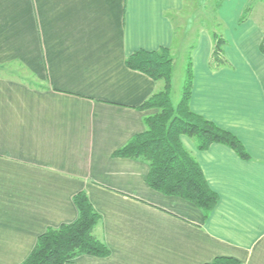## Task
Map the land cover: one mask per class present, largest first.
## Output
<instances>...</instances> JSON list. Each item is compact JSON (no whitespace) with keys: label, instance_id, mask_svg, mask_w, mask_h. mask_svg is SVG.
<instances>
[{"label":"crops","instance_id":"crops-1","mask_svg":"<svg viewBox=\"0 0 264 264\" xmlns=\"http://www.w3.org/2000/svg\"><path fill=\"white\" fill-rule=\"evenodd\" d=\"M185 1L0 0V264L22 262L40 233L73 221L80 190L101 216L94 233L109 253L64 264H202L220 255L264 264V20L251 0H222L214 18L225 62L214 65L207 26L179 54L186 44L174 16ZM162 46L172 57L169 93L183 87L190 62L189 107L249 154L220 142L200 149L180 135L218 195L206 217L149 187L144 160L112 155L145 128L156 109L140 105L164 86L125 58Z\"/></svg>","mask_w":264,"mask_h":264},{"label":"trees","instance_id":"trees-1","mask_svg":"<svg viewBox=\"0 0 264 264\" xmlns=\"http://www.w3.org/2000/svg\"><path fill=\"white\" fill-rule=\"evenodd\" d=\"M219 3L215 4V8ZM249 9L250 4L245 7L241 19ZM211 33L213 47L210 63L222 64L225 62L223 46L226 41L219 30L213 29ZM259 49L264 52V28ZM125 64L152 79H162L164 86L140 105L141 108L156 109L143 118L145 128L115 149L112 155L144 160L148 164L145 180L149 187L192 202L206 217L216 204L218 195L208 185L198 162L183 146L180 135L192 136L200 149L212 142H220L230 146L242 158H248L249 154L233 133L189 107L192 80L190 62L187 63L182 94L176 105L170 100L172 57L167 47L137 49L126 56ZM73 202L77 217L69 223L45 229L37 236L29 254L18 264H64L79 254L106 256L109 253L103 239L94 233L101 216L86 193L83 190L76 192ZM202 264H239V261L231 256L220 255Z\"/></svg>","mask_w":264,"mask_h":264},{"label":"rangeland","instance_id":"rangeland-1","mask_svg":"<svg viewBox=\"0 0 264 264\" xmlns=\"http://www.w3.org/2000/svg\"><path fill=\"white\" fill-rule=\"evenodd\" d=\"M221 1L222 0H186L182 9L175 13L174 19L177 28L176 37L186 44L184 46L185 49L180 51L179 54L185 55V53L191 49L201 26H207L211 31L213 29H218L219 26L216 24V19L214 18L216 13L215 4ZM253 3L256 5V15L264 20V0H251V4ZM181 57L182 55H179V59L175 61V81L177 80L176 77H179L178 69L181 66V64H179ZM181 90L182 86L175 83L170 94L173 105L178 102L181 96Z\"/></svg>","mask_w":264,"mask_h":264}]
</instances>
